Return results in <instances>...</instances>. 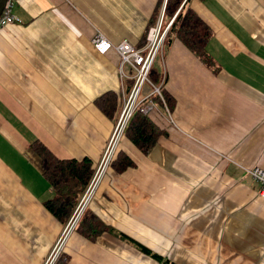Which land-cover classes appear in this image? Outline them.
Wrapping results in <instances>:
<instances>
[{
  "label": "crops",
  "instance_id": "obj_1",
  "mask_svg": "<svg viewBox=\"0 0 264 264\" xmlns=\"http://www.w3.org/2000/svg\"><path fill=\"white\" fill-rule=\"evenodd\" d=\"M158 2L12 8L17 20L0 30V264H44L57 244L69 220L44 205L53 190L32 143L97 168L119 114L106 116L95 100L112 91L122 107L133 71L124 65L122 79L118 53L99 52L92 38L142 45ZM190 5L212 30L206 48L218 71L179 39L164 45L156 68L175 101L172 122L159 107L167 135L144 153L123 133L115 152L134 165L117 172L110 162L85 209L176 264H264V198L247 172L264 170V0ZM164 9L165 0L163 18ZM62 252L67 264H162L111 232L92 240L75 227Z\"/></svg>",
  "mask_w": 264,
  "mask_h": 264
},
{
  "label": "trees",
  "instance_id": "obj_2",
  "mask_svg": "<svg viewBox=\"0 0 264 264\" xmlns=\"http://www.w3.org/2000/svg\"><path fill=\"white\" fill-rule=\"evenodd\" d=\"M190 1L165 0L164 25L175 14V18L166 35L165 45H170L174 39L181 40L208 68L216 72L219 66L215 63L206 48L207 41L212 35V30L191 7ZM162 3L163 0H159L148 26L156 21ZM161 76L162 73L157 70L156 66L151 68L149 78L154 85L160 84ZM160 90L166 101L167 108L171 112L175 104L174 98L165 91L163 85L160 87ZM152 98L158 107L162 106L161 101L156 95ZM95 101L101 111L110 118L119 114L121 110L117 94L112 91L104 93ZM159 120L160 116L158 112L151 111L145 113L139 107L135 109L130 117L124 129V135L140 151L146 153L155 146L160 136L167 135L166 128L160 125ZM32 145L40 159L42 176L53 190L52 196L45 200L44 205L62 224H65L75 211L95 173L96 167L93 166L91 159L88 157L82 159L58 158L39 140L34 141ZM133 165V160L122 150L117 151L114 159L111 161V166L117 172H123ZM75 229H78L84 236L92 240L104 231L111 232L116 237L131 243L138 250L162 264H176L167 257L159 255L135 241L125 233L107 226L98 216L86 209L77 221ZM68 256L61 249V252L52 264H67L69 260Z\"/></svg>",
  "mask_w": 264,
  "mask_h": 264
},
{
  "label": "built area",
  "instance_id": "obj_3",
  "mask_svg": "<svg viewBox=\"0 0 264 264\" xmlns=\"http://www.w3.org/2000/svg\"><path fill=\"white\" fill-rule=\"evenodd\" d=\"M21 1L22 0L6 1L4 9L0 15V30L8 23L17 20V17L12 12V8L16 3ZM174 18L175 14L171 17L168 23L164 25L163 11H161L156 21L147 27L144 41L141 46L133 45L126 39L120 41L117 44H113L101 33H96L92 38V44L99 52L103 53L108 49L113 48L118 53L120 57V66L118 68L120 71V76L122 79L126 78L122 67L124 65L129 66L133 71V75L131 76L133 83L127 94L123 95L122 107L115 128L106 144L105 150L92 177V180L81 197L72 217L69 219L63 234L61 235L57 244L54 246L51 254L46 259V264H52L61 252L63 242L67 234L72 227L74 228V225L81 217L96 185L104 174L107 166L111 162L118 141L123 135L124 129L135 109L140 107L141 111L145 113L151 111L159 112V107L152 98L156 95L161 101V109L163 110L169 122H172L166 101L160 90L164 78L161 79L159 85H154L149 78V73L154 65L155 59L162 52V49L165 45L167 32ZM247 172L250 177L259 184V194L264 198V170L259 167H254L248 169Z\"/></svg>",
  "mask_w": 264,
  "mask_h": 264
},
{
  "label": "rangeland",
  "instance_id": "obj_4",
  "mask_svg": "<svg viewBox=\"0 0 264 264\" xmlns=\"http://www.w3.org/2000/svg\"><path fill=\"white\" fill-rule=\"evenodd\" d=\"M163 54V53H162ZM154 65L156 66V67H159L160 69H161V67H162V56L159 54L158 56H157V58L155 59V61H154ZM106 147V146H105ZM104 150H105V148H104ZM116 150V149H115ZM104 152V151H103ZM116 153V152H115ZM115 153L113 154V156L115 155ZM103 154V153H102ZM74 213V212H73ZM73 215V214H72ZM72 215H71V217H72ZM70 217V218H71ZM76 224H77V222H76ZM76 224L74 225V227L76 226ZM72 229H74L73 227L71 228V230ZM70 230V231H71ZM76 231L77 232H79V233H81V231H79L78 229H76ZM53 250V249H52ZM52 252V251H51ZM51 254V253H50ZM49 254V255H50ZM48 255V256H49ZM48 256L46 257V259L48 258ZM46 259H45V261H44V264H46Z\"/></svg>",
  "mask_w": 264,
  "mask_h": 264
},
{
  "label": "water",
  "instance_id": "obj_5",
  "mask_svg": "<svg viewBox=\"0 0 264 264\" xmlns=\"http://www.w3.org/2000/svg\"><path fill=\"white\" fill-rule=\"evenodd\" d=\"M7 0H0V15L2 13V10L4 9L5 3Z\"/></svg>",
  "mask_w": 264,
  "mask_h": 264
}]
</instances>
